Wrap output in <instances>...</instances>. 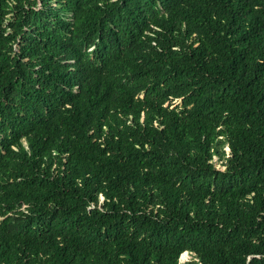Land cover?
<instances>
[{
	"label": "trees",
	"instance_id": "1",
	"mask_svg": "<svg viewBox=\"0 0 264 264\" xmlns=\"http://www.w3.org/2000/svg\"><path fill=\"white\" fill-rule=\"evenodd\" d=\"M0 218V264H264V0H0Z\"/></svg>",
	"mask_w": 264,
	"mask_h": 264
},
{
	"label": "rangeland",
	"instance_id": "2",
	"mask_svg": "<svg viewBox=\"0 0 264 264\" xmlns=\"http://www.w3.org/2000/svg\"><path fill=\"white\" fill-rule=\"evenodd\" d=\"M178 103H181V100L180 99L173 101V105H176ZM214 161L217 163V166L218 167L224 168V166L221 165V161L219 160L218 156L215 157V160ZM0 220H1V218H0ZM192 256L193 255L190 252H188L186 254V256H181V262L182 263H185L186 261L191 260L192 259Z\"/></svg>",
	"mask_w": 264,
	"mask_h": 264
},
{
	"label": "clouds",
	"instance_id": "3",
	"mask_svg": "<svg viewBox=\"0 0 264 264\" xmlns=\"http://www.w3.org/2000/svg\"><path fill=\"white\" fill-rule=\"evenodd\" d=\"M188 253V252H187Z\"/></svg>",
	"mask_w": 264,
	"mask_h": 264
}]
</instances>
